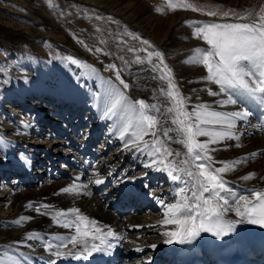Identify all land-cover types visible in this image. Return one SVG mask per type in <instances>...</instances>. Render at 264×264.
I'll return each mask as SVG.
<instances>
[{
	"label": "bare ground",
	"instance_id": "1",
	"mask_svg": "<svg viewBox=\"0 0 264 264\" xmlns=\"http://www.w3.org/2000/svg\"><path fill=\"white\" fill-rule=\"evenodd\" d=\"M60 1L64 4V0L58 2ZM77 1L95 5L119 16L138 34L160 40L165 45L163 48H170L177 55L182 54L170 65L176 74L184 76L186 80L195 79L189 84L192 91L180 93L185 99L188 112L198 105H206L208 109L226 115L242 109L248 111L247 105H223L219 103L225 98L223 95L208 94V89L218 91L219 86L206 79L207 70L203 65L194 72L200 64L194 62L200 59V54L196 53L195 49L206 48V45L203 40L194 36L193 24L186 27L188 24L184 26L182 23L193 15L201 17L202 13L197 15L195 11L189 9H178L170 2L162 6V11H157L158 6L160 8L162 4H154V0ZM255 1L257 0H218V3L247 6L249 3L253 5ZM52 3V0H34L31 7L36 12L31 14V17L58 30L60 23L52 10ZM179 31L182 35L177 34ZM196 44L199 45L193 48ZM185 50L187 53L183 54ZM53 61L57 67L58 61L55 59ZM58 64L56 70L46 73L41 66H38L34 72H27L25 68L11 62L8 64L11 70L21 76L20 79L34 89L35 94L37 91L42 93H39L37 97H27L28 99L24 100L25 95L8 82L3 83L7 92L5 89L3 92L0 91V178L6 179L10 175L12 177V179L9 178L11 179L9 186L5 187L0 183V197L4 194V198L8 201L6 203L0 200V261L2 264H52L53 261L69 255V252L71 254L86 252L83 246L72 248L71 244H68L66 248L57 247L61 241L66 242L67 238L75 233L73 229L62 227L61 221L58 223L57 219L50 216V207L59 211L79 209L80 213L89 220L98 221L100 228L123 233L127 237L126 250L136 251V255H139L136 264L147 263L148 260H156L168 255L176 238H172V243H167L166 241L170 239L167 233L175 231L177 225L163 223L165 205L176 202L179 198L178 189L184 187V182L172 181L166 171L159 170L163 167L162 165L146 166L151 163L152 157L146 151L126 147V143H130V136L126 134L123 139L120 136L119 130L126 123L125 115L117 114L111 119L104 117L106 93H102L101 87L100 94H97L92 84L81 80L84 82L82 84L78 78L75 80L74 74L61 60ZM149 69L146 72L154 76L153 66ZM98 74L101 80L100 86L103 83L108 90L110 85H115L121 88L130 100H139L138 96L141 95L139 91L123 89L115 80L111 78L108 80L105 72L101 71ZM80 87L83 89L81 90ZM160 88H151L147 100L149 104H156L163 110L164 107L171 105L160 94ZM19 112L18 119L15 114ZM151 114L160 115L154 112ZM73 115H78L76 120H72ZM82 117L107 123L110 127L108 132H112V138L117 141L116 147L110 150L107 156H102L100 166L83 175L74 168L65 167L62 156H66L68 152L63 149L62 144L66 140H58L56 137L58 135L55 133V131L67 132L63 128L64 123L66 126H73L72 131L76 132ZM128 118L131 119V115ZM228 119H231L235 125L230 130L234 134L233 138L210 146L213 149L210 153L212 166L219 168L225 162L242 161L222 176L233 193L230 198L236 200L240 196H245L250 199V193L264 190V133L252 120L250 114L246 118L228 116ZM45 123L50 125L47 130L44 127ZM46 132L56 136H47ZM172 135L176 136V133ZM236 136L239 139H236ZM198 139L204 141L208 138L199 137ZM145 140L150 142L151 137H145ZM171 147L181 151V157H173V160L187 158L184 156L186 149L182 145L171 142ZM70 156L71 154L68 158ZM51 167L53 171L58 169L62 172L58 176L61 178L54 179L50 176ZM253 173L250 179H243ZM72 177H82V179L74 181ZM108 177L115 178V182L111 184L114 187H128L137 181L145 189L146 184L149 183L152 192L145 189V193L153 198L152 200L149 198L150 217L144 213L117 215L110 206V201L104 203L109 189L101 191L100 185ZM187 179L185 177V180ZM97 180L101 183H96ZM74 184L79 187L78 192L63 193L61 191ZM97 190L100 192L97 193ZM117 194L118 192L114 193V195ZM104 195L106 197H103ZM230 198L228 210L224 211L226 213H233L238 206L240 207L231 202ZM36 201H39L41 206H38ZM43 205L48 207H42ZM162 206L163 208L160 209ZM21 218L26 219H23L20 224L15 223ZM96 235L100 236L98 233ZM49 244L53 246L52 249L48 248ZM56 251L64 252L65 255L56 256ZM145 251L146 253L141 255Z\"/></svg>",
	"mask_w": 264,
	"mask_h": 264
},
{
	"label": "snow or ice",
	"instance_id": "2",
	"mask_svg": "<svg viewBox=\"0 0 264 264\" xmlns=\"http://www.w3.org/2000/svg\"><path fill=\"white\" fill-rule=\"evenodd\" d=\"M183 6L194 11L201 10L191 4ZM156 10L162 11L159 7ZM261 13L258 18H252V13L249 12V22L245 23H210L196 26L194 35L197 38L202 37L210 48H196L195 52L200 54V59L194 62L202 64L207 70L206 79L219 86L218 91L208 89V94L223 95L225 98L219 102L223 105H247V102H251L264 106V9H261ZM218 14L228 16L230 13L207 12L210 16ZM143 43L147 45L149 42L144 40ZM153 56L160 58L159 63L152 65L154 72L159 74L153 78L167 82V88H160L159 92L171 106L162 110L144 99L132 101L121 88L110 85L104 97L103 115L109 119L117 114L125 115L126 123L119 130L122 139L126 134L130 136V143L125 146L146 151L152 157L151 163L146 166L162 165L159 170L166 171L172 181L184 182V187L178 189L179 198L176 202L165 205L163 223L177 225L175 231L167 233L170 237L167 243H172V238H178V242L184 243L201 232L226 234L233 230L232 222L225 223L222 215L228 210L229 197L233 193L227 187L222 174L233 170L242 161L225 162L219 168L213 167L210 154L213 149L210 146L233 138L234 134L230 130L235 125L228 116L246 118L249 112L242 109L226 115L210 110L206 105H198L188 112L185 99L173 82L171 68L164 63L159 51L148 53V63H152ZM136 62L143 61L137 56ZM109 68H115V65H109ZM116 79L123 89L129 87L120 78L119 71L116 72ZM152 112L160 115L151 114ZM129 115L131 119L128 118ZM166 124L172 126L166 127ZM172 133H176V136ZM177 136L181 138L177 139ZM145 137H151V141H146ZM199 137L208 139L201 141ZM235 138L239 139L238 136ZM171 142L186 149V159H172L181 157V151L173 149ZM149 149L151 150L148 151ZM252 175L254 173L243 179H250ZM185 177L188 179L185 180ZM96 183L101 181L97 180ZM79 190L75 184L61 189L63 193H75ZM250 196L254 199L249 200L245 196L236 198L234 203L243 207L241 210L238 206L236 214L247 218L251 223L264 225V193L254 192L250 193ZM257 209L260 211V219L255 218ZM56 217L58 223L60 219H65L66 222L61 226L73 229L75 233L68 237L66 242L61 241L57 247L66 248L68 244H71L72 248L83 246L84 251L91 254V251L99 250V246L92 243L89 250L90 240H100L104 243L100 236L96 235L101 232L100 228L95 227L96 222L82 215L79 209L57 211ZM23 219L26 218H21L15 223L20 224ZM107 235L113 236L114 233L109 230ZM52 247L51 244L48 245L49 249ZM68 254L71 255V252ZM55 255L63 256L65 253L56 251Z\"/></svg>",
	"mask_w": 264,
	"mask_h": 264
},
{
	"label": "rangeland",
	"instance_id": "3",
	"mask_svg": "<svg viewBox=\"0 0 264 264\" xmlns=\"http://www.w3.org/2000/svg\"><path fill=\"white\" fill-rule=\"evenodd\" d=\"M33 1L34 0H0L1 92L5 89L3 83L5 84L8 82L9 84L12 83L15 85L22 94L25 95H23L24 100H27V97L30 95L32 97L35 96L36 93L34 89L28 87V84H26L23 79H20L21 76L11 70L8 66L9 63L13 62L19 65L25 68L27 72H34L38 66H41L46 73H50L56 70L55 68H58V62L61 60L66 68L74 74L75 80L78 78V81L82 84H84V82L92 84L97 94H100V87L102 93L107 92L106 86L103 85V83L102 86H100L101 80L99 79L100 75L98 73H101V71L105 72L108 80L113 79L119 83V80L116 79V72L119 71L120 78L129 85L127 90L132 89V91L135 92L139 91L141 95L138 96V99H144L148 103V92L154 87L167 88L166 81L162 82L160 79L153 78L154 76H158V73H153V76L146 72L150 70V66L159 63L160 58L156 56L151 58V64L148 63L146 59L149 52L156 51L162 54L164 63L171 68L173 82L177 85L179 92L184 94L188 91H192L189 84L195 81V79L186 80L184 76L178 73L176 74L172 65H170L171 62L178 60L182 54L177 55L170 50V48H163L165 45L162 44L160 40H153L146 35L138 34L119 16L107 12L95 5L82 4L77 0H64V4L63 1L58 2L59 0H57L56 2V0H52V10L60 23L58 30H55L31 17V14H35L36 12L35 9L31 7ZM168 2L178 7V9L185 8L192 10L191 8L183 6L186 4H191L201 9L195 11L197 15L202 13L201 17L193 15L186 18L182 23L184 26L188 24L186 27L193 24L194 29L192 30L194 31L198 24L249 22L250 18L247 15L249 12L252 13V18H258V15L262 14L261 9H264V0H257L253 5L249 3L247 6H233L218 3V0H154V4H162L160 6L162 10V6L167 5ZM209 11H218L219 13L227 11L230 14L228 16L218 14L211 17L207 15ZM180 31L177 33L178 35H182ZM200 39L203 40L202 37ZM144 40H147L149 43L145 45L143 43ZM203 42L206 48H210L204 40ZM198 45L199 44H196L193 48ZM186 53L185 50L183 54ZM137 56L141 58L143 61L142 63L136 62ZM54 59L58 61L57 67H55L56 64L53 61ZM109 65H115V68H109ZM201 65L202 64H199L194 72L198 71ZM80 88L81 90L83 89L82 87ZM5 91L7 92V89H5ZM39 92L41 91H37V93ZM15 115H17L19 119L20 112ZM84 119L93 121L91 118L84 117ZM44 127H47V123H45ZM48 128L50 127L45 129L47 130ZM46 134L47 136H56L52 133L46 132ZM32 158L35 157L32 156ZM9 178L12 179L11 175L6 179L0 178V183L5 187L9 186L11 183V179ZM3 195L4 194L0 197V200L6 202L7 199L4 198L5 196ZM42 202L44 204V201ZM36 204L41 206L39 201H36ZM57 211L59 210L53 207L49 208V214L53 219H57ZM146 215L150 217L148 214ZM68 219H71V217H68ZM60 221L62 224L66 222L65 219H60Z\"/></svg>",
	"mask_w": 264,
	"mask_h": 264
}]
</instances>
